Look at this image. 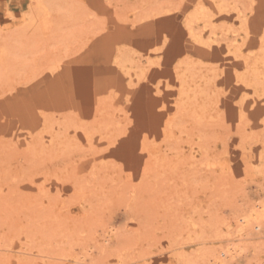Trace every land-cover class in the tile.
Instances as JSON below:
<instances>
[{"label": "rangeland", "instance_id": "obj_1", "mask_svg": "<svg viewBox=\"0 0 264 264\" xmlns=\"http://www.w3.org/2000/svg\"><path fill=\"white\" fill-rule=\"evenodd\" d=\"M33 1L0 0V264H264V222L238 232L264 202V0L6 25Z\"/></svg>", "mask_w": 264, "mask_h": 264}, {"label": "bare ground", "instance_id": "obj_2", "mask_svg": "<svg viewBox=\"0 0 264 264\" xmlns=\"http://www.w3.org/2000/svg\"><path fill=\"white\" fill-rule=\"evenodd\" d=\"M29 1H31V0H29ZM46 11H47V7H46L43 0H34L33 3H31V11H30L28 16L23 17L22 20L20 18H18V19L16 18L14 20L7 21L6 25L10 26V27H17V26H19V24L23 23V25H22L23 27L20 26V29H22L21 31H24V32L28 31L29 32V30H32L33 27L35 26L36 19H37L38 15L39 14H45ZM40 22H42V21H40ZM6 28H8V27H6ZM20 29H18V30H20ZM259 222H264V202H257L255 205H253L247 211L246 215L241 216L238 219V232L239 233L241 231L243 232L245 227H247L250 223H256L257 224ZM242 232H241V235H244V234H242ZM107 236H109V234H107ZM239 237H241V236H239ZM105 240H106V238H105ZM236 251H237L236 247H233V246H230L224 250L223 249L220 250L219 254H217L213 258L214 264H225V262L227 260H229L230 258H232L236 255Z\"/></svg>", "mask_w": 264, "mask_h": 264}]
</instances>
